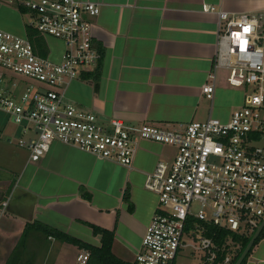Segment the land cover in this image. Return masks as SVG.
Returning a JSON list of instances; mask_svg holds the SVG:
<instances>
[{
	"label": "crops",
	"instance_id": "1",
	"mask_svg": "<svg viewBox=\"0 0 264 264\" xmlns=\"http://www.w3.org/2000/svg\"><path fill=\"white\" fill-rule=\"evenodd\" d=\"M78 1L99 5V13L89 22L94 46L102 50L97 62L100 75L96 79L97 65L81 70L63 87L66 101L128 124L179 125L209 117L227 121L242 105L245 90L228 84L226 69L213 70L217 13L224 10L261 18L264 23V0ZM0 29L20 37L27 34L22 12L12 0H0ZM41 38L42 56L59 62L64 43ZM212 71L214 93L207 99L201 87ZM261 113L264 116V109ZM3 130L11 131L0 121V135ZM6 137L7 141L0 137V255L4 264L18 251L24 255L39 244L45 264H63L64 260L74 264L79 248L46 237L33 223L95 246L100 245V235L93 234L91 225L112 231V253L133 262L157 205V196L144 188L145 177L157 161L172 160L174 147L140 141L127 168L59 142L52 143L38 161H31L25 148L11 152V137ZM262 230L244 264H264ZM21 259L13 264H21ZM27 264H33L32 260Z\"/></svg>",
	"mask_w": 264,
	"mask_h": 264
},
{
	"label": "built area",
	"instance_id": "2",
	"mask_svg": "<svg viewBox=\"0 0 264 264\" xmlns=\"http://www.w3.org/2000/svg\"><path fill=\"white\" fill-rule=\"evenodd\" d=\"M29 15L26 29L61 40L59 62L38 53L29 39L0 29V110L21 127L17 145L38 161L51 144L74 146L101 159L131 167L140 141L170 145L171 161L159 160L144 188L157 205L142 235L133 264H175L183 235L197 239L201 264H230L239 248L230 237L219 246L208 226L251 236L264 218V23L261 18L219 10L214 69L224 68L229 85L245 90L242 105L227 121L217 118L186 124H128L104 119L64 99L65 83L97 64L89 18L99 5L78 0H12ZM211 10L212 7H207ZM17 78H13L12 75ZM214 72L201 87L212 99ZM198 203L195 212L192 204ZM215 235V232H212ZM79 249L74 264H87Z\"/></svg>",
	"mask_w": 264,
	"mask_h": 264
},
{
	"label": "trees",
	"instance_id": "3",
	"mask_svg": "<svg viewBox=\"0 0 264 264\" xmlns=\"http://www.w3.org/2000/svg\"><path fill=\"white\" fill-rule=\"evenodd\" d=\"M27 34H28L29 39L33 42V44L39 47V53L42 55V53H43V51L41 50V45L43 43L42 38L40 36H38L36 34V32L31 28L27 29ZM98 51L100 52V54L102 56V50L98 49ZM96 65L97 66L95 69V76H96V79H98L99 75H100V66L101 65H100V63H98ZM86 197H88V194H86ZM32 225H35V229L37 231L41 232L42 234H44L46 237L51 236V237H54L55 239H57L61 242L72 244V245L78 247L79 249L87 250L89 252V259L87 261V264H133L132 262L125 261V260H122V259L116 257L112 253L111 247H112V241H113V237H114V234L112 231L91 225L93 234L94 235H100V245L95 246V245L83 242L79 239H76V238H74V237H72V236H70L64 232H61V231L56 230L54 228L48 227L46 225H42L39 223H35V224L33 223ZM213 231L215 232V235H212ZM262 233H263V230H261L260 234L255 239L253 245L251 246L248 253L245 255V257L243 258V260L240 264L245 263L246 258L248 257V255L251 252L254 245L261 238ZM207 236H212L215 243L219 246H221L224 243V240L226 237H230L235 243H239V249L237 250V252H236L234 258L232 259V261L230 262V264H233L235 262V260L238 258L241 251L243 250V248L245 247V245L247 244V242L250 238V236H241L238 234L231 233L227 230H217V228L214 226H208ZM17 254L18 253H16V256L15 255L13 256V259L10 263L8 261L6 264H11V263H13V261H17V259L19 257V255H17ZM217 254H218L217 259L213 262V264H216L219 260H221L224 257L225 251L224 252H218Z\"/></svg>",
	"mask_w": 264,
	"mask_h": 264
},
{
	"label": "rangeland",
	"instance_id": "4",
	"mask_svg": "<svg viewBox=\"0 0 264 264\" xmlns=\"http://www.w3.org/2000/svg\"><path fill=\"white\" fill-rule=\"evenodd\" d=\"M22 15H23V18L25 19V22L26 23H29L30 21V18H29V15L26 13L25 10L22 11ZM37 49V48H36ZM38 51V49H37ZM13 78H17L16 75H12ZM0 121H2L3 123L6 124L7 127L10 128V132L6 133L4 130L2 132V135H0L1 137V140L3 141H7V137L6 135L9 134V136L11 137V144L9 145V150L12 152V151H15L16 149H22L21 147H19L17 145V139L22 137L23 134H22V131H21V127L16 125L13 121H12V118L6 114L5 112L1 111L0 110ZM12 135V136H11ZM165 146H170V145H165ZM173 147V146H172ZM198 208V203L197 202H194L192 204V207H191V210L193 212H195ZM45 238V237H44ZM182 241L184 244L183 247L180 248V251L175 259V264H201V259H200V253L198 252V250H195L192 248L191 245H195V242L197 241V239H193L191 240L189 237H186L185 235H183L182 237ZM42 245H38L36 248L33 247L34 251H31L30 249H27V252L24 253V255L22 254L21 251H18V254L20 257H22L21 259V264H27V261L29 259L32 260L33 264H40V263H47L46 262V258H45V253L43 251H38L37 249H40ZM237 249L236 250H233L232 249V253H236L237 250L239 249L238 247H236ZM5 254H3L4 256ZM72 257V256H71ZM52 258V257H51ZM13 259V258H12ZM12 259L8 260L9 263L12 261ZM6 262V260L3 261V257H1L0 255V264H4ZM14 263V262H13ZM11 263V264H13ZM63 264H70V261H65L64 260V263Z\"/></svg>",
	"mask_w": 264,
	"mask_h": 264
},
{
	"label": "water",
	"instance_id": "5",
	"mask_svg": "<svg viewBox=\"0 0 264 264\" xmlns=\"http://www.w3.org/2000/svg\"><path fill=\"white\" fill-rule=\"evenodd\" d=\"M263 106H264V96H263ZM18 193V191H14V195ZM7 210H10V206L6 207ZM264 227V218L262 219L261 223L258 225V227L255 229L254 233L250 236L247 244L245 245V247L243 248V250L241 251L240 255L238 256V258L235 260V262L233 264H240L243 260V258L245 257V255L248 253L249 249L251 248V246L253 245L255 239L258 237V235L260 234L261 230Z\"/></svg>",
	"mask_w": 264,
	"mask_h": 264
}]
</instances>
